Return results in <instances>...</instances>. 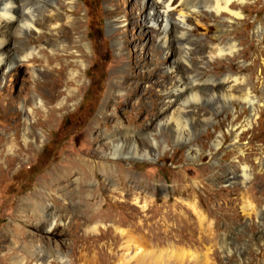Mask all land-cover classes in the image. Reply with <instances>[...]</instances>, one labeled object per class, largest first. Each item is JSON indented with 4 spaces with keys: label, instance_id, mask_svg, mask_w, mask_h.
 Masks as SVG:
<instances>
[{
    "label": "rangeland",
    "instance_id": "374dc122",
    "mask_svg": "<svg viewBox=\"0 0 264 264\" xmlns=\"http://www.w3.org/2000/svg\"><path fill=\"white\" fill-rule=\"evenodd\" d=\"M60 2L72 5L75 24L81 26L75 36L83 41L81 57L68 58L77 64L70 68L75 81L62 84L63 93L50 105L54 114L43 112L37 116L42 127L30 126L31 115L17 116L13 108L38 94L45 101L53 70L67 61L65 48L57 46L67 44L64 37L46 33L32 44L44 46L38 56L43 61L35 64L37 78L20 63L17 81L7 76V86H0V264H35L30 256L37 250L48 257L41 264H264V0L236 2L232 11L241 13L237 19L201 9L207 30L199 27L191 37L194 45L216 37L213 44L220 50L204 79L245 78L258 100L253 112L243 102H232L189 144L175 143L162 131L165 147L149 159L102 157L127 169L124 185L102 183L97 173L82 191L71 185L68 191L50 193L46 185L53 170L65 166L67 157H86L95 150L96 145L85 142L104 113L118 111L138 126L156 120L161 100L156 87L139 95L150 82L165 79L164 69L177 57L174 46L162 56L159 28L146 23V1ZM220 23L227 32H217ZM232 44L235 48L227 52ZM49 57L50 65L44 62ZM69 76L64 71L61 77ZM119 80L130 81L125 92L138 96L130 102L120 98L114 92ZM138 97L151 104L136 109L132 105ZM200 109L209 112L206 105ZM28 129L32 142L22 138ZM189 146L200 151L194 160L187 156ZM40 190L42 202L37 201ZM34 200L41 202L43 213L23 206ZM91 204L98 216H90ZM52 214L60 217L50 230Z\"/></svg>",
    "mask_w": 264,
    "mask_h": 264
},
{
    "label": "bare ground",
    "instance_id": "6f19581e",
    "mask_svg": "<svg viewBox=\"0 0 264 264\" xmlns=\"http://www.w3.org/2000/svg\"><path fill=\"white\" fill-rule=\"evenodd\" d=\"M60 1L0 0V86L6 85L7 76H9L8 80L11 83L17 81V77L21 73L20 63H24V66L29 69V75L32 78H37L39 72L36 70L35 64L42 59L38 56L44 46L34 47L32 44L38 43L46 33L64 37L68 41L67 44L65 43L66 45H57L63 51L65 48L64 55L67 61H62L59 68L52 69L55 80L45 101L38 94L27 99L25 103H18L13 108L18 111L16 112L17 116H19V112L31 115L30 126L40 125L42 127L43 123L37 118L39 114L43 112H46L47 115L54 114L55 108L50 107V105L57 102L63 93L60 91L62 84L65 83L68 86L75 81L73 79L74 72L70 71V68L77 64L69 61L68 58L81 57L82 54V47L79 44L83 40L81 36H75L79 34L81 26L75 24L74 10H71L72 5L66 6ZM73 1L69 0V2ZM145 1L146 5L149 6L148 13H144L146 23L154 29L159 28L157 46L162 51V56L166 57L170 53L171 46L175 47L177 56L164 69L165 79L153 84L150 82V85L145 86L139 95L141 97L147 96L151 93L152 86L156 87L161 97L156 120L151 121L150 124L144 123L140 127L139 124H135V120L132 121L134 118H121L118 111L110 115L104 113L93 128L95 133L85 142L92 148L96 145L95 150H89L86 157H67L65 166H59L53 170L50 173L48 185H46V189L50 193L52 191H68L67 188L71 185H76L82 191L93 183L92 180H95L97 173L101 174L102 183L106 182L108 185L121 183L124 185L128 176L127 169L118 167L117 163L104 161L101 159L102 157L112 160L149 159L165 147L162 131L167 132V138H171L175 143L189 144L195 134L213 120L214 115L232 102H243L248 105V108H251L252 112L254 104L258 103L256 96L252 94L251 89L246 84V79L243 77L226 75L219 82L213 75L204 79L207 68L220 50L217 45L213 44L216 37H211L203 45L200 42L196 45L191 42L195 30L199 27L207 30V26L202 23L205 19L201 16V9L213 10L217 15L227 13L237 19L240 18L241 13L232 11V7L236 6V2L243 4V0H143L144 3ZM60 18L64 20V23L59 21ZM108 26L111 27L114 24L108 21ZM216 30L220 34L227 32L222 23L216 26ZM32 32L36 34V38L31 39ZM24 37L28 43H23ZM69 48L70 50L75 49V51L70 52ZM233 48L235 45H230L228 48L230 51L227 52L231 53ZM49 58L48 61L45 59L44 62L50 65L53 59ZM64 71L70 75L65 80L61 77ZM145 78L148 80V76ZM129 83L130 81L119 80L114 90L115 93H121L120 98H124L127 102H130L133 96H138L125 92ZM65 92L70 94L67 89ZM141 97L136 98L133 101L135 104L132 105L140 111L151 104L142 101ZM190 103L194 104L191 105ZM200 105H206L209 112L203 113ZM109 106L110 102H105L104 108L107 109ZM32 135L31 130L22 132L23 141H31ZM18 136L19 132H16L12 139L17 140ZM5 140H9V138ZM220 144L221 141L218 140L215 147L218 148ZM198 153H200L199 149L189 146L187 156L190 160L196 159ZM243 170L245 171L246 167ZM246 175L244 176L247 177ZM37 196L38 202L45 199V193L41 190L38 191ZM51 197L53 201L59 202L55 196L51 195ZM37 201L34 200L35 204L24 203L23 206L37 209L43 213L44 208L40 204L41 202L38 203ZM87 208L90 216L99 215L94 205L91 204ZM66 213H62L61 216L65 217ZM59 215L52 214V222L49 224L50 230L56 225ZM41 217L43 218V215H40ZM30 257H33L35 264H41L48 259L40 250L31 254Z\"/></svg>",
    "mask_w": 264,
    "mask_h": 264
}]
</instances>
